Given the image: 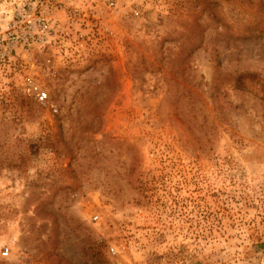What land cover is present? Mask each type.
<instances>
[{
  "label": "rangeland",
  "instance_id": "obj_1",
  "mask_svg": "<svg viewBox=\"0 0 264 264\" xmlns=\"http://www.w3.org/2000/svg\"><path fill=\"white\" fill-rule=\"evenodd\" d=\"M117 2L0 48V264H264V0Z\"/></svg>",
  "mask_w": 264,
  "mask_h": 264
},
{
  "label": "built area",
  "instance_id": "obj_2",
  "mask_svg": "<svg viewBox=\"0 0 264 264\" xmlns=\"http://www.w3.org/2000/svg\"><path fill=\"white\" fill-rule=\"evenodd\" d=\"M82 2V0H74ZM73 0H8L11 7L7 12L2 11L5 17L0 18V33L5 24L4 34L9 35L10 42L4 45L0 41V48L8 50L19 44L33 47L50 41L57 33L59 14L66 11ZM94 3L106 2L110 8L117 7V0H86ZM40 101L48 97L46 91L38 95ZM95 218H98L96 215ZM115 252V250L112 248Z\"/></svg>",
  "mask_w": 264,
  "mask_h": 264
}]
</instances>
